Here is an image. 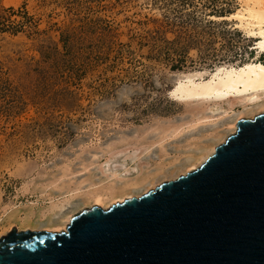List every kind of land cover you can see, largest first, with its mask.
<instances>
[{
	"label": "rangeland",
	"instance_id": "rangeland-1",
	"mask_svg": "<svg viewBox=\"0 0 264 264\" xmlns=\"http://www.w3.org/2000/svg\"><path fill=\"white\" fill-rule=\"evenodd\" d=\"M196 4L185 33L166 31L173 42L157 55L140 44L165 17L153 0H0V13L13 6L36 21L0 31V238L13 227L48 230L51 204L79 190L135 177L138 185L114 195L139 196L188 172L201 151L236 131L231 124L264 112V99L213 105L170 96L180 73L256 55L255 38L214 17L240 0ZM104 20L119 53L97 46ZM94 202L80 196L62 214L106 205Z\"/></svg>",
	"mask_w": 264,
	"mask_h": 264
},
{
	"label": "water",
	"instance_id": "water-1",
	"mask_svg": "<svg viewBox=\"0 0 264 264\" xmlns=\"http://www.w3.org/2000/svg\"><path fill=\"white\" fill-rule=\"evenodd\" d=\"M0 264H264V112L197 168L85 208L62 232L13 227Z\"/></svg>",
	"mask_w": 264,
	"mask_h": 264
},
{
	"label": "bare ground",
	"instance_id": "bare-ground-1",
	"mask_svg": "<svg viewBox=\"0 0 264 264\" xmlns=\"http://www.w3.org/2000/svg\"><path fill=\"white\" fill-rule=\"evenodd\" d=\"M240 1L241 4L235 11L225 15H214V17L234 20L236 28L243 30L247 36L255 38L253 48L256 49V55L239 64H222L213 70L197 69L178 74L175 85L170 91V96L175 100L216 105L226 101L234 104L237 99L247 100L248 102H258L264 99V60L260 59V56L264 53V0ZM261 106L264 108V103ZM230 127H234V130H236L237 124H231ZM215 148L216 146L207 147V151H201L199 156L194 157L195 161L191 163V167L187 170L191 171L197 168L215 151ZM113 175L119 176L118 172H114ZM138 184V178H127L121 184L113 181L103 184L102 187L94 186L86 191L79 190L71 196H66L60 203L53 202L50 210L51 218L49 223L46 224L50 227L46 229L57 232L67 229L71 216L63 215L62 212L72 206V201L75 198L89 196L95 201L94 204L98 205H103L104 201L105 204L108 203L106 199L110 197L114 199L113 202H122L125 197H132L133 194L115 199L114 189L133 188ZM109 205L103 206L108 208ZM55 215L59 220L55 219Z\"/></svg>",
	"mask_w": 264,
	"mask_h": 264
},
{
	"label": "trees",
	"instance_id": "trees-1",
	"mask_svg": "<svg viewBox=\"0 0 264 264\" xmlns=\"http://www.w3.org/2000/svg\"><path fill=\"white\" fill-rule=\"evenodd\" d=\"M154 3H159L163 8H165L164 13L165 17L160 21L157 26L152 29L146 31L143 35H141L140 44L145 45L150 43L152 53L159 54L164 52L166 49L169 51L170 44L173 41L166 38L165 33L172 27H178V31L180 32V36L182 33L186 31V25L191 22L190 18V7H198L196 4L197 0H153ZM218 9V10H217ZM221 8L213 9V11H219ZM20 15L22 18L18 20H12V15ZM225 15V14H221ZM150 18H146L148 21ZM207 22H209L207 20ZM24 26L36 27V21L34 20L32 15H29L27 11H22L21 9H15L13 6L2 8V12L0 13V31H4L10 28L13 32H17L22 30ZM99 31H101L100 37L97 39V46L104 53L110 54L113 50L118 51L119 49L115 48L117 44L114 39V32L112 25L109 21L104 20L103 23H99L98 25ZM166 46V47H165ZM165 49V50H164ZM182 60L181 58H179ZM264 60V59H262ZM175 67V64L173 65Z\"/></svg>",
	"mask_w": 264,
	"mask_h": 264
}]
</instances>
